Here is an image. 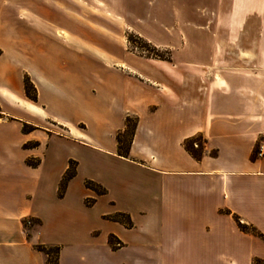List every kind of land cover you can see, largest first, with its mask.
Returning a JSON list of instances; mask_svg holds the SVG:
<instances>
[{
  "label": "crops",
  "instance_id": "0c3cea01",
  "mask_svg": "<svg viewBox=\"0 0 264 264\" xmlns=\"http://www.w3.org/2000/svg\"><path fill=\"white\" fill-rule=\"evenodd\" d=\"M233 1L236 9L220 14L221 23L209 32L227 37L238 33L236 46L211 39L189 45L213 50L207 58L187 57L171 64L147 60L156 63L159 74L155 79L145 76L136 92L131 91L128 65L114 62L113 79L121 89L112 93L117 105L107 140L98 111L92 112L97 125L93 139L67 121L46 119L41 106L26 101L24 80L16 68L20 51L13 35L6 37L12 55L0 56V108L5 116L0 119V264H46L47 256L36 247L58 245L59 264H250L253 258H264V240L242 232L235 221L264 235V156H257L264 144V13L258 10L261 0ZM227 19L241 30L228 29ZM39 26L43 37L36 36L38 46H32V53L37 48L43 52L49 38L63 42L61 36L49 34L50 28ZM233 47L239 51L229 57L227 50ZM42 69L29 70L41 99L62 93V84L56 82L57 91ZM22 107L28 115L45 117L39 123L11 113ZM129 115L137 116L138 123L124 157L119 155L117 135ZM24 122L34 126L31 135H6H21ZM39 132L49 138H35ZM52 137L56 144L42 153L37 168L27 164L36 149L15 155L26 142L49 148ZM196 138L203 140L200 159L184 147ZM57 143L71 147L75 155L63 157ZM71 160L77 162L78 173L60 198ZM87 165L97 175L86 176L107 189L91 207L85 205L94 197L85 188L87 179L78 180ZM116 214L128 216L132 226L109 219ZM27 219L34 223L28 230ZM54 225L65 238L48 236ZM110 236L119 247L110 245Z\"/></svg>",
  "mask_w": 264,
  "mask_h": 264
},
{
  "label": "rangeland",
  "instance_id": "374dc122",
  "mask_svg": "<svg viewBox=\"0 0 264 264\" xmlns=\"http://www.w3.org/2000/svg\"><path fill=\"white\" fill-rule=\"evenodd\" d=\"M235 9L233 0H0V29L3 33L0 38V56L12 55L6 44V37L13 35L16 42L14 47L20 51V62L16 68L18 76L24 80L26 101L41 106L47 115L46 119L54 118L52 120L54 123L59 120L67 121L93 139H97L95 135L97 125L92 112L98 111L105 122L102 136L107 140L111 138L109 131L112 129L115 118L113 108L117 105L112 93L116 89H121L118 81L113 79L114 72L111 67L117 68L114 62L120 61L128 65L131 71L129 73L132 80L131 91H140L139 84H141L140 81H144L145 76L155 79L159 74L156 63H148L147 60L171 64L172 61L181 58H207L213 50L206 48L203 44L199 50L191 49L189 45L193 42L208 43L211 39L227 40L228 47L236 46L233 40L238 33L229 32L227 37L224 33L209 32L221 23L220 14L232 13ZM258 10L264 13V0L260 1ZM39 25L50 28L49 34L52 37L61 36L65 44L61 40L49 38L48 46L43 52L37 48L32 53L30 51L32 46L34 44L38 46V38L43 37V34L38 32ZM227 26L234 31L241 30L238 23L228 22ZM55 29H62L63 32ZM8 30L10 34L5 33ZM244 35L245 40H248V35ZM36 36L39 37L36 38ZM227 51L229 57H235V53L239 50L233 47ZM28 53L30 62H27ZM104 63L111 70L107 69ZM121 68V70L124 69L123 66ZM33 69L36 71L42 69L46 72L47 78L55 82L56 88L60 87L58 84H62V93L54 95L55 92H52L42 100L32 81V73H29V70L33 71ZM148 84L153 85L151 81ZM2 98L0 95V101ZM43 101L47 102V106ZM26 111L28 109L22 107L21 111L12 110L11 113L39 123L45 117L41 115L43 117L40 118L33 113L28 115ZM3 118L5 116L0 108V119ZM127 118L133 124L136 120L138 122L137 116L129 115L126 120ZM9 119L11 118L6 117V120ZM12 119L18 120L16 117ZM14 127L15 125L12 124L10 128ZM33 130V125L24 122L21 135L15 132L6 135L18 139L31 135ZM124 130L120 133H124ZM57 131L60 130L57 129ZM34 137L45 141L49 138V134L39 132ZM51 139L49 148L47 144H43L42 148L38 149L39 144L26 142L21 150L15 151V155L19 153L23 156L28 151L36 149V157L29 158L27 164L37 168L40 165L42 153L47 151L49 153L50 147L56 144L54 138ZM128 139V136L125 137V143ZM196 143L203 145V140L196 138ZM57 148L63 157L76 153L64 143H57ZM98 162L100 166L105 163L103 159ZM70 165L75 168V178L78 173L77 162L71 160ZM93 171L94 168L91 169L87 165L78 177V180L87 179L84 181L85 188L94 194V197L91 196L85 200V205L88 207L94 204L96 197L107 195V189L101 183L86 176L88 173L92 177L96 176L97 173ZM100 190H104L105 193L101 195ZM59 197L61 198L60 192ZM26 221L24 226L27 230L34 226L33 220H31V227H27ZM96 226L100 229V224ZM85 227L88 226H83L86 231ZM80 228L78 227V230ZM49 232L50 238L57 236L54 240L58 241L64 237V233L60 232L56 225L52 226ZM85 240L86 238H83V241ZM110 245L113 248L119 247L117 242ZM44 247L52 250L58 247L59 253L61 250L59 245ZM49 259L51 264L56 263V259L59 264V255L52 253ZM251 263L264 264V258H253ZM225 264L236 263L226 260Z\"/></svg>",
  "mask_w": 264,
  "mask_h": 264
},
{
  "label": "trees",
  "instance_id": "16d2710c",
  "mask_svg": "<svg viewBox=\"0 0 264 264\" xmlns=\"http://www.w3.org/2000/svg\"><path fill=\"white\" fill-rule=\"evenodd\" d=\"M137 120L135 121V123L133 124L132 121L127 118L126 120V126H125V130L124 133H119L117 135V141H118V145H119V155L127 157L129 154V149L132 143V139L134 137V133H135V129L137 126ZM128 136V140L125 143V137ZM125 144V148H123V145ZM196 144V139H191L185 142L184 147L185 149L196 159H200V157L202 156V151H203V145H198V147H195ZM75 176V168L74 166L70 165L69 169L67 170L66 174L64 175L61 185H60V195L64 193L66 186L68 184V182ZM99 193L102 195L105 193L104 190H100ZM109 219L116 221V222H121L123 224H125L127 227H131L132 223L129 219L128 216L124 215V214H117L113 217H110ZM235 221L239 227V229L243 232L249 233L251 235L257 236L261 239L264 240V235L261 234L260 232H258L255 228L251 227V226H247L245 224H242L240 222V220L238 218H235ZM116 241L114 239L113 236H110L109 238V243L110 244H114ZM37 250L39 252L44 253L47 256V262L46 264H51V261L49 259L50 255L52 253H55L56 255H59V248L55 247L54 250H52L51 248L48 247H44V246H37ZM54 264H58L57 259H56V263Z\"/></svg>",
  "mask_w": 264,
  "mask_h": 264
},
{
  "label": "built area",
  "instance_id": "2783aa9c",
  "mask_svg": "<svg viewBox=\"0 0 264 264\" xmlns=\"http://www.w3.org/2000/svg\"><path fill=\"white\" fill-rule=\"evenodd\" d=\"M257 156H258V157H262V156H264V144H262V145L260 146V148H259V150H258V153H257ZM26 225H27V227H31V225H32V221H31V220H27V221H26Z\"/></svg>",
  "mask_w": 264,
  "mask_h": 264
}]
</instances>
